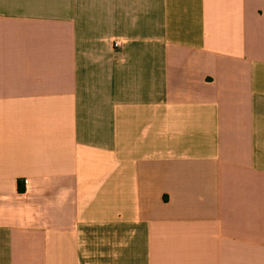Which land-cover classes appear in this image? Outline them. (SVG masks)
Returning <instances> with one entry per match:
<instances>
[{
    "label": "crops",
    "instance_id": "obj_1",
    "mask_svg": "<svg viewBox=\"0 0 264 264\" xmlns=\"http://www.w3.org/2000/svg\"><path fill=\"white\" fill-rule=\"evenodd\" d=\"M0 264H264V0H0Z\"/></svg>",
    "mask_w": 264,
    "mask_h": 264
}]
</instances>
